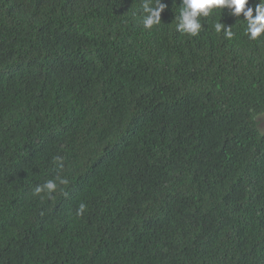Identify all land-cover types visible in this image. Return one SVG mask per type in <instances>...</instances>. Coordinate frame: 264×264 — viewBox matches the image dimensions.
<instances>
[{"label":"trees","instance_id":"obj_1","mask_svg":"<svg viewBox=\"0 0 264 264\" xmlns=\"http://www.w3.org/2000/svg\"><path fill=\"white\" fill-rule=\"evenodd\" d=\"M162 2L0 0V264H264V34Z\"/></svg>","mask_w":264,"mask_h":264},{"label":"clouds","instance_id":"obj_2","mask_svg":"<svg viewBox=\"0 0 264 264\" xmlns=\"http://www.w3.org/2000/svg\"><path fill=\"white\" fill-rule=\"evenodd\" d=\"M248 4L249 0H182L179 15L175 16L176 30L183 34L197 36L203 27L202 17H208L214 9L227 8L232 16L243 15V19L247 22L246 34L250 39L256 40L264 34V0H259L254 9ZM141 7L142 24L145 29H151L154 25L161 23V13L166 8L162 0H143ZM253 11H255V15H253ZM214 28L217 33L223 31L226 38L230 39L233 36L231 27L226 26L221 21L215 23ZM262 119H264V115L261 116ZM258 127L261 130L263 124L259 123ZM54 162L59 168L64 167L63 157H54ZM67 183V179L57 176L43 184L36 185L33 189V195L41 196V198L47 196L51 199L60 185ZM63 195L67 196L68 193L63 192ZM86 208L87 205L81 202L76 209V215H83Z\"/></svg>","mask_w":264,"mask_h":264},{"label":"bare ground","instance_id":"obj_3","mask_svg":"<svg viewBox=\"0 0 264 264\" xmlns=\"http://www.w3.org/2000/svg\"><path fill=\"white\" fill-rule=\"evenodd\" d=\"M123 183V182H122ZM127 183V182H126Z\"/></svg>","mask_w":264,"mask_h":264}]
</instances>
